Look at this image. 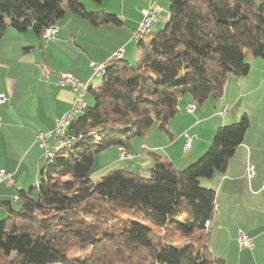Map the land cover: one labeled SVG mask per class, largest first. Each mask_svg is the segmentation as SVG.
Here are the masks:
<instances>
[{
  "label": "trees",
  "instance_id": "16d2710c",
  "mask_svg": "<svg viewBox=\"0 0 264 264\" xmlns=\"http://www.w3.org/2000/svg\"><path fill=\"white\" fill-rule=\"evenodd\" d=\"M67 12L92 25L122 23L81 0H0V41L9 27L41 38ZM168 12L163 28L137 41L134 63L110 61L100 84L89 87L93 104L68 128L77 139L45 160L37 185L19 190L14 208L1 202L0 264H223L208 249L205 226L216 194L200 178L224 171L249 127L246 114L217 127L183 169L153 153L147 175L119 167L91 178L95 153L128 149L155 123L168 132L180 96L199 105L218 98L227 75L247 74V54L264 60V0H169ZM152 227L162 241L153 240ZM180 236L194 243L178 245Z\"/></svg>",
  "mask_w": 264,
  "mask_h": 264
},
{
  "label": "crops",
  "instance_id": "0c3cea01",
  "mask_svg": "<svg viewBox=\"0 0 264 264\" xmlns=\"http://www.w3.org/2000/svg\"><path fill=\"white\" fill-rule=\"evenodd\" d=\"M81 2L88 11L116 15L121 25H92L67 12L58 23V32L49 39L37 37L31 29L19 32L9 27L0 41V94L6 97V101L0 103V140L15 143L23 140L22 144H26L21 151L24 156L19 161L5 156L6 151L0 152V169L11 172L13 177L11 186L0 184V202L7 197L15 203L19 201L13 196L19 190H26L27 182L22 178L26 170H41L43 156L35 141L36 133L51 130L56 119L72 104L70 89L56 83L59 73L69 72L95 88L91 79V62H103L119 48L123 49V59L127 62H130L129 58H138L140 50L132 34L144 10L154 9L156 18L152 29L155 31L165 25L169 16V0ZM247 62L249 70L246 75H227L220 97H208L199 108L195 105L194 110L188 112L186 107L194 101L188 94L180 96L168 132L153 125L142 136L129 142L128 150L133 154L130 159L118 160L115 146L108 163L97 165L95 171L120 162V167L143 171L152 165L153 153L182 169L206 151L217 127L233 123L251 111V114L259 111V122L264 129V60L250 55ZM33 68L36 71V77H33L38 83L36 87L27 89V86L20 85L18 88V81L29 79ZM85 104L89 103L85 101ZM224 107L226 111L221 114ZM39 121L43 123L37 125ZM184 133L191 139L188 149L183 145ZM248 163L255 169L251 180L246 176ZM200 184L213 189L216 194L217 209L208 225L209 251L223 258V264H264V133L258 139L245 133L224 171H215L210 178L200 180ZM239 232L250 238L251 247L238 245Z\"/></svg>",
  "mask_w": 264,
  "mask_h": 264
},
{
  "label": "built area",
  "instance_id": "2783aa9c",
  "mask_svg": "<svg viewBox=\"0 0 264 264\" xmlns=\"http://www.w3.org/2000/svg\"><path fill=\"white\" fill-rule=\"evenodd\" d=\"M155 11L152 7L147 8L143 11L141 21L137 28L133 31L132 39L135 41L140 40L146 34L151 32V28L155 22ZM58 32V24H52L42 29L40 35L42 38L49 39L51 36ZM123 58V49L119 48L115 50L111 56L103 62H91V79L97 76L101 77L105 73V69L110 61L121 60ZM57 85L61 87H68L73 94L72 104L64 112V114L57 118L54 127L51 130L39 131L35 135V141L42 149V156L45 160H50L56 152L62 148L70 147L71 144L77 139L76 136L68 134V128L74 119L80 114L85 108L84 96L88 92L90 87L89 82H83L76 78L69 72H60L57 78ZM6 101L4 94H0V103ZM195 108V104H189L186 107V111L192 112ZM226 107L221 109L220 113L224 114ZM184 148L188 149L191 143L190 137L184 133ZM117 158L119 160L130 159L133 154L126 147L119 145L117 146ZM255 175V169L251 164L246 166V176L248 180H251ZM11 186L13 184L12 173L0 169V184ZM14 200L18 199V194L13 196ZM214 211L217 209V204H213ZM209 221L205 222L206 228H208ZM237 243L240 247H251L252 242L244 233L239 232L237 236Z\"/></svg>",
  "mask_w": 264,
  "mask_h": 264
},
{
  "label": "rangeland",
  "instance_id": "374dc122",
  "mask_svg": "<svg viewBox=\"0 0 264 264\" xmlns=\"http://www.w3.org/2000/svg\"><path fill=\"white\" fill-rule=\"evenodd\" d=\"M163 26H161L160 28H163ZM151 30L155 31V28H153V29L151 28ZM249 56L250 55H248V54L245 56V61H248ZM128 60L130 61L129 63H134L136 61V58H129ZM34 70L35 69L33 68L32 69V73L29 72L30 73L29 79L21 78V80L18 81V88H19L20 85L27 86V89H33V88L36 87L35 84H38V83L34 80V77H33V76L36 77V71H34ZM226 80H227V77H226ZM100 81H101V77H99V76L93 78V81H92L93 86L94 87L98 86L100 84ZM24 89H25V87H24ZM28 101H30V100H28ZM85 101L87 103H89L90 105L93 104V99H92L90 93L86 94ZM193 103L197 106V108H199L200 105L197 102L194 101ZM251 113H252V111L250 113L247 112V114H246L248 119H249V123L250 124H249V127H248V129H247V131L245 133H246L247 136L249 134H252L253 136H255L258 139L264 133V129L261 127V124L259 122V111L256 110L253 114H251ZM250 115H251V118H250ZM41 123H43V121H39V124H37V125H40ZM263 124H264V122H263ZM154 125H157V124L155 123ZM142 135L143 134L135 135V136L131 137L129 139V142L136 140L138 137H140ZM22 143H23V140H19L17 143H15V141H13V140H5V139L4 140H0V152L6 151V155L3 154V153H2V155H5V156L9 155L12 159L18 158V161H19L24 156V153L21 154V151L26 146V144H22ZM36 147H37V144H36ZM114 148H115V146H110V147L104 149V151H99V152L95 153L93 164H92V167H91V178L94 181L99 180L100 177L106 171L114 169V168H119L120 165L122 166L121 162L120 163H113V164H110V165H107V166L103 167L99 171H95V170L98 169V168L95 169V167H97V165L103 166V165H106L108 163L109 158L111 156V152H112V150ZM124 163H127V162H124ZM45 165H46L45 158H41V168L44 167ZM142 174L143 175H147L148 174L147 170H143ZM17 176H19V175H17ZM40 177L41 176H40V173H39L38 170H33V172H31V171L28 172L26 170L24 176H22V178L27 182L26 190H28L32 186H36L38 181H39V179H40ZM15 178H16V176H15ZM200 180H203V178H200ZM200 186L203 187L202 185H200ZM16 194H18V192ZM7 200H9L12 203L13 208L16 207L19 204V202H20V201H17L15 203V201H13L12 199H10L8 197L5 198L4 201H7ZM187 206H188V203H186L183 206V208L184 207L187 208ZM6 215H7V210L5 209L4 206L1 205V202H0V220L3 219ZM125 217H126V215H125ZM152 229H153V232L151 234V237L153 238V240L162 241L163 239H162L161 231L156 229L155 227H152ZM176 243L178 245H184V244H187V243H194V238L193 237L184 238V237L180 236V237H178ZM208 243H209V241H208ZM229 250H230V247H229Z\"/></svg>",
  "mask_w": 264,
  "mask_h": 264
}]
</instances>
